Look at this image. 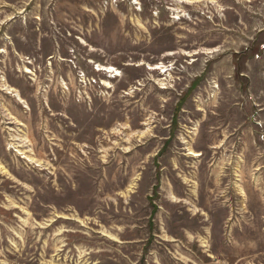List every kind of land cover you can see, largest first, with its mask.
<instances>
[{
    "label": "rangeland",
    "instance_id": "obj_1",
    "mask_svg": "<svg viewBox=\"0 0 264 264\" xmlns=\"http://www.w3.org/2000/svg\"><path fill=\"white\" fill-rule=\"evenodd\" d=\"M0 264H264V0H0Z\"/></svg>",
    "mask_w": 264,
    "mask_h": 264
},
{
    "label": "built area",
    "instance_id": "obj_2",
    "mask_svg": "<svg viewBox=\"0 0 264 264\" xmlns=\"http://www.w3.org/2000/svg\"><path fill=\"white\" fill-rule=\"evenodd\" d=\"M97 67H98V66L96 65V69H97ZM97 70H98V69H97ZM98 71H99V70H98Z\"/></svg>",
    "mask_w": 264,
    "mask_h": 264
}]
</instances>
